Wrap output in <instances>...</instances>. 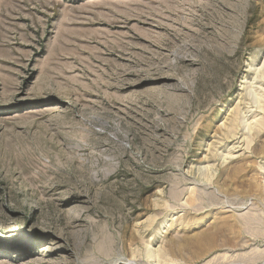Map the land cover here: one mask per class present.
Listing matches in <instances>:
<instances>
[{"label": "rangeland", "instance_id": "obj_1", "mask_svg": "<svg viewBox=\"0 0 264 264\" xmlns=\"http://www.w3.org/2000/svg\"><path fill=\"white\" fill-rule=\"evenodd\" d=\"M0 264H264V0H0Z\"/></svg>", "mask_w": 264, "mask_h": 264}, {"label": "bare ground", "instance_id": "obj_2", "mask_svg": "<svg viewBox=\"0 0 264 264\" xmlns=\"http://www.w3.org/2000/svg\"><path fill=\"white\" fill-rule=\"evenodd\" d=\"M251 125L254 126L253 123H251L250 126H251ZM229 156H230V155H229Z\"/></svg>", "mask_w": 264, "mask_h": 264}]
</instances>
